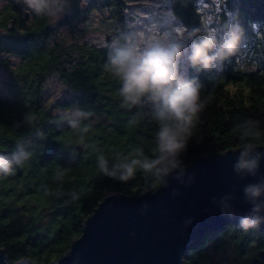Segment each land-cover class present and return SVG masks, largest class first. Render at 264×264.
<instances>
[{
	"label": "trees",
	"instance_id": "16d2710c",
	"mask_svg": "<svg viewBox=\"0 0 264 264\" xmlns=\"http://www.w3.org/2000/svg\"><path fill=\"white\" fill-rule=\"evenodd\" d=\"M202 1L169 0L173 15L185 29L204 25L199 11ZM79 2H72L64 17V24L72 32L77 28L75 23L88 14V9L85 13L80 9ZM97 3L109 11V20L103 26L120 38L125 24V0H93L92 6ZM224 6L231 20L242 26L245 36L254 37L256 27L264 31V0H224ZM53 31L48 19L36 17L31 22L30 48L19 52L22 57L30 56L14 70L11 97L0 98V153H11L19 138L33 135L34 129L27 125L16 127L25 113L37 116L36 130L41 133L31 146L30 160L17 168L14 175L0 178V249L10 264L22 259L35 264L53 263L80 237L85 221L105 195L119 192L137 196L146 190L153 191V182L140 173L127 182H118L103 176L96 167L98 152L110 161L117 155H128L134 148L152 154L155 124L146 118L136 126L128 123L135 114L150 112L151 106L142 103L131 109L121 107L120 84L104 69L108 47L73 39L64 48L60 40H54ZM32 73H38L37 78H32ZM52 76L72 94L57 102L61 112L79 105L93 113L85 122L90 130L83 145L70 128L57 123L61 112L56 113L45 104L42 86ZM188 77L198 79L202 98L210 96L211 100L193 130L183 157L186 167L204 154H223L240 148L242 141L235 125L244 119L259 122L260 135L254 142L264 145V71L245 72L228 65L222 72L209 73L190 67ZM78 145L83 146L81 152L76 149ZM57 169L66 173L62 184L53 181ZM159 186L156 184L155 189ZM73 189L80 193L76 201L66 195L46 194ZM21 215H30L28 224ZM260 253H264V233H245L237 224H228L204 234L184 254L183 261L254 264L260 260L264 264Z\"/></svg>",
	"mask_w": 264,
	"mask_h": 264
},
{
	"label": "clouds",
	"instance_id": "9594fccd",
	"mask_svg": "<svg viewBox=\"0 0 264 264\" xmlns=\"http://www.w3.org/2000/svg\"><path fill=\"white\" fill-rule=\"evenodd\" d=\"M24 6V12L35 17L45 18L53 23L65 14L70 7V0H18ZM244 35L239 23L225 24L219 28L201 25L187 29L181 39L171 33L124 34L108 47V56L104 69L115 78L120 87L118 95L121 107L133 108L142 103L151 106L148 113H137L130 120L132 126L138 125L145 118L154 123V148L151 155H146L141 148H134L128 155H117L110 161L102 152L96 156V167L105 177L118 182H127L137 173L152 181V193L155 185L168 188L171 180L190 184L194 176L188 173L183 157L192 141L193 130L198 118L211 97L201 96V82L189 78L181 71L186 64L197 72H222L225 63L236 52ZM93 113L85 111L79 105H72L59 113L57 123L66 125L85 144L90 125L85 123ZM37 116L25 113L16 122V127L25 125L34 129L32 136L18 139L15 150L8 154L0 153V178L15 174L32 156L31 146L41 133L36 130ZM240 134L241 147L233 152L235 162L233 172L240 179L255 178L242 188L243 201L249 210L240 215L237 227L245 233L260 231L264 225V175H260L264 151L254 138L259 137V122L244 119L236 125ZM65 171L57 169L53 173L54 183L62 184ZM159 189V190H160ZM56 196H68L76 201L80 193L75 189L67 193H46ZM177 192L173 191V196ZM234 194L228 193L212 197V202L219 207L221 215L236 218L233 205ZM150 207L143 204V210ZM191 223L185 220L184 225ZM134 235V233H133ZM78 260V258H77Z\"/></svg>",
	"mask_w": 264,
	"mask_h": 264
},
{
	"label": "water",
	"instance_id": "95a60500",
	"mask_svg": "<svg viewBox=\"0 0 264 264\" xmlns=\"http://www.w3.org/2000/svg\"><path fill=\"white\" fill-rule=\"evenodd\" d=\"M82 147L78 145L76 149L81 152ZM259 147L264 151V145ZM238 149L204 154L195 160L187 166L188 173L194 176L190 184L171 180L168 188L160 189V185L156 193L146 190L137 196L119 192L105 195L85 221L80 237L51 264H185L184 254L204 234L237 224L239 216L249 210L242 188L255 178L242 181L234 174L232 153ZM260 175H264V161ZM228 193L236 196L232 202L236 218L221 215L212 202V197ZM144 203L150 205L147 211L143 210ZM188 219L191 223L185 226ZM260 232L264 233V225ZM260 259L264 260V253H260ZM0 264H10L1 249ZM16 264L35 263L22 259ZM254 264H260V260Z\"/></svg>",
	"mask_w": 264,
	"mask_h": 264
},
{
	"label": "rangeland",
	"instance_id": "374dc122",
	"mask_svg": "<svg viewBox=\"0 0 264 264\" xmlns=\"http://www.w3.org/2000/svg\"><path fill=\"white\" fill-rule=\"evenodd\" d=\"M15 1V0H14ZM75 0H70V4ZM95 1V0H94ZM93 2V1H92ZM90 0H80L79 7L85 13L80 21L76 22L77 28L74 32L70 26L64 24L65 14L53 23L48 20L49 26L53 31L54 40H59L68 48V45L74 42H86L97 47H108L114 40L119 39L113 30L104 27L103 23L109 20V11L102 8L98 3L96 7L92 6ZM3 2L0 3V6ZM91 5L92 9L90 8ZM125 24L124 34L154 33L163 35L171 33L177 39H181L186 33L182 24L173 15L169 0H125ZM90 8V10H89ZM199 11L204 25L212 28H219L225 24L234 23L224 6V0H203L199 5ZM77 44V43H76ZM109 48V47H108ZM232 65L235 69L245 72L264 71V31L256 27L254 37L245 36L238 45V48L231 59L225 63V67ZM190 67L186 64L181 65L182 73L189 75ZM7 74L0 69V98L11 97V80L6 78ZM43 99L46 106L50 107L56 113L61 112L57 102H62L72 96L68 87L60 83L56 76L46 79L42 86ZM22 208H18V211ZM30 216V215H29ZM29 216H22V220L28 224ZM44 223V220H42Z\"/></svg>",
	"mask_w": 264,
	"mask_h": 264
},
{
	"label": "flooded vegetation",
	"instance_id": "af4514ba",
	"mask_svg": "<svg viewBox=\"0 0 264 264\" xmlns=\"http://www.w3.org/2000/svg\"><path fill=\"white\" fill-rule=\"evenodd\" d=\"M1 2L3 5L0 6V69L7 74L6 78L11 80L15 77L14 70H18L24 58L26 60L30 56L25 54L26 57H22L19 52L21 50L26 52L30 48L29 25L36 17L25 13L24 6L18 0H0ZM37 74L32 73L34 75L32 78H37Z\"/></svg>",
	"mask_w": 264,
	"mask_h": 264
}]
</instances>
